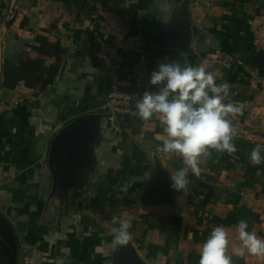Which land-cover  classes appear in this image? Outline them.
<instances>
[{"label":"crops","instance_id":"1","mask_svg":"<svg viewBox=\"0 0 264 264\" xmlns=\"http://www.w3.org/2000/svg\"><path fill=\"white\" fill-rule=\"evenodd\" d=\"M141 34L144 52L135 49ZM113 44L138 99L157 90L159 63H207L230 85L224 102L243 107L227 117L237 151L209 149L200 178L189 173V187L173 189L183 157L162 151L159 115L107 118L103 55ZM220 53L243 65H221ZM3 62L27 71L10 93ZM257 144L264 0H0V264H199L217 226L230 250L240 244V220L264 239V162L249 158ZM113 216L132 224L131 240L115 248ZM233 264L264 258L233 255Z\"/></svg>","mask_w":264,"mask_h":264},{"label":"clouds","instance_id":"2","mask_svg":"<svg viewBox=\"0 0 264 264\" xmlns=\"http://www.w3.org/2000/svg\"><path fill=\"white\" fill-rule=\"evenodd\" d=\"M180 55L183 57L182 52ZM208 68L207 63L193 66L178 60L161 62L150 77V84L157 90L145 91L136 99L134 115L144 121L154 114L159 115L165 134L162 151L183 157L184 166L170 177L176 191L189 187V173L200 178V165L210 155L209 149L229 154L237 151L233 143L236 130L227 117L242 115L243 107L239 102H224L229 96L230 85L226 82L217 84L215 73ZM261 153H264V144H257L250 152L254 166L264 162ZM126 188L127 185L123 190ZM111 223L118 225L113 229L115 235L111 247L126 245L132 237L131 221L113 216ZM248 228L246 220L239 221L240 244L231 250L228 229L224 226L213 228L200 249L199 264H233V255L244 257L245 253L264 258V239Z\"/></svg>","mask_w":264,"mask_h":264},{"label":"built area","instance_id":"3","mask_svg":"<svg viewBox=\"0 0 264 264\" xmlns=\"http://www.w3.org/2000/svg\"><path fill=\"white\" fill-rule=\"evenodd\" d=\"M214 0H193L195 5H210ZM126 21H122V27L126 26ZM104 42V41H103ZM135 49L144 52L146 47V39L144 35H138L134 39ZM112 52L104 54V63L108 67L109 89L107 98L103 103L107 118L111 125H116L118 119L128 116L135 109L136 99L138 94L132 84L130 77H124L121 70L123 63L118 55L116 44L112 45ZM218 62L225 66L231 67L233 65H243V60L231 53H220L217 57ZM2 195V186L0 183V197Z\"/></svg>","mask_w":264,"mask_h":264},{"label":"trees","instance_id":"4","mask_svg":"<svg viewBox=\"0 0 264 264\" xmlns=\"http://www.w3.org/2000/svg\"><path fill=\"white\" fill-rule=\"evenodd\" d=\"M6 58V57H5ZM5 61V60H4ZM44 68V67H42ZM26 70L14 65H8L5 62L2 64L1 70V85H4L9 88L10 91L14 90L16 84H18L21 80V77L26 74ZM11 73L13 77L12 80L8 78V74ZM13 74V75H12Z\"/></svg>","mask_w":264,"mask_h":264}]
</instances>
